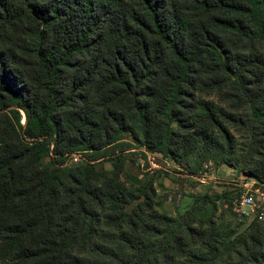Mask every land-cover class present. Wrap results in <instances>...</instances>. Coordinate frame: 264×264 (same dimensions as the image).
<instances>
[{"label":"trees","instance_id":"trees-1","mask_svg":"<svg viewBox=\"0 0 264 264\" xmlns=\"http://www.w3.org/2000/svg\"><path fill=\"white\" fill-rule=\"evenodd\" d=\"M129 143L264 184V0H0V264H264V223L173 216Z\"/></svg>","mask_w":264,"mask_h":264},{"label":"rangeland","instance_id":"rangeland-1","mask_svg":"<svg viewBox=\"0 0 264 264\" xmlns=\"http://www.w3.org/2000/svg\"><path fill=\"white\" fill-rule=\"evenodd\" d=\"M24 122V121H23ZM127 146L123 151L124 169L126 172L141 177L147 176L154 180L156 188V199L162 204L163 209L171 213L173 216L178 213H183L193 204L194 195L208 194L215 199V218L220 224L230 226V229L236 232L244 230L252 220L239 219L236 216H231L229 208L223 205L226 200H231L239 185L245 181L244 175L238 174L237 171L225 164L215 165L212 163L210 168H206L207 174L211 177H205L203 183L198 179H193L185 176L184 171L177 167L171 158H168L169 163L160 162V167L149 170V163L146 156L140 147L137 145ZM97 166L110 167L111 161L108 157L100 158ZM68 165L75 163L67 162ZM228 193V196H223ZM220 196V198L218 197ZM229 204V203H226ZM130 206L127 207L129 209ZM223 213V218L220 220V214ZM260 223H264V219Z\"/></svg>","mask_w":264,"mask_h":264},{"label":"built area","instance_id":"built-area-1","mask_svg":"<svg viewBox=\"0 0 264 264\" xmlns=\"http://www.w3.org/2000/svg\"><path fill=\"white\" fill-rule=\"evenodd\" d=\"M24 119H22V123ZM143 153L145 152L146 160L149 163L148 169L153 170L160 167V162L168 164V158L159 155L157 153H151L144 148H139ZM77 163L84 161V157L81 152L72 153L67 162ZM66 162V163H67ZM211 162L204 165L205 168H210ZM202 174V173H200ZM197 176V174H195ZM205 175H199L196 179L200 182L204 180ZM225 207L229 206L233 214L239 219L248 220H263L264 219V184L259 183L254 179L245 178V181L239 185L238 192L230 200L229 204H225Z\"/></svg>","mask_w":264,"mask_h":264},{"label":"crops","instance_id":"crops-1","mask_svg":"<svg viewBox=\"0 0 264 264\" xmlns=\"http://www.w3.org/2000/svg\"><path fill=\"white\" fill-rule=\"evenodd\" d=\"M177 167H179V166H177ZM184 174H185V176H187L189 178H193V179L197 178L199 175H202V174L205 175L206 177H211V176H208V175H213L211 173L207 174V171L206 170L202 174H197V176L195 174L194 175L193 174H187L185 172H184ZM204 180H202L201 183H203Z\"/></svg>","mask_w":264,"mask_h":264}]
</instances>
